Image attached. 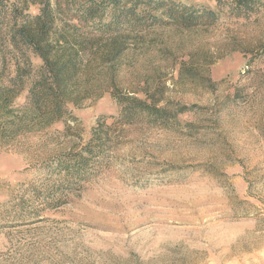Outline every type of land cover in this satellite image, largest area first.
Instances as JSON below:
<instances>
[{
  "label": "rangeland",
  "instance_id": "374dc122",
  "mask_svg": "<svg viewBox=\"0 0 264 264\" xmlns=\"http://www.w3.org/2000/svg\"><path fill=\"white\" fill-rule=\"evenodd\" d=\"M119 82L203 109L168 126L119 127L101 167L54 207L44 165L99 120L111 124L116 99L105 93L66 121L0 141V264H264V8L141 31Z\"/></svg>",
  "mask_w": 264,
  "mask_h": 264
},
{
  "label": "trees",
  "instance_id": "16d2710c",
  "mask_svg": "<svg viewBox=\"0 0 264 264\" xmlns=\"http://www.w3.org/2000/svg\"><path fill=\"white\" fill-rule=\"evenodd\" d=\"M214 1L217 10L177 0H0L1 142L66 121L72 108L105 93L120 106L111 124L99 120L86 142L46 162L52 170L42 191L46 207L64 204V192L91 178L119 127L168 126L203 109L165 100L146 83L124 90L119 71L130 40L145 29L207 26L225 10L248 18L264 8V0ZM31 5L39 9L30 12ZM18 96L24 103L17 104Z\"/></svg>",
  "mask_w": 264,
  "mask_h": 264
}]
</instances>
